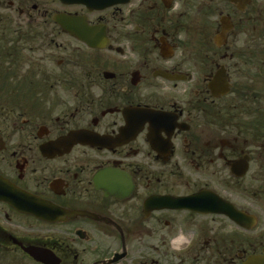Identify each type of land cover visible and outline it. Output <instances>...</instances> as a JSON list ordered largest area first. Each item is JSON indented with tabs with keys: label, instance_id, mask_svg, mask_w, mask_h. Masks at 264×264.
Here are the masks:
<instances>
[{
	"label": "flooded vegetation",
	"instance_id": "flooded-vegetation-1",
	"mask_svg": "<svg viewBox=\"0 0 264 264\" xmlns=\"http://www.w3.org/2000/svg\"><path fill=\"white\" fill-rule=\"evenodd\" d=\"M0 9V264H264V0Z\"/></svg>",
	"mask_w": 264,
	"mask_h": 264
},
{
	"label": "water",
	"instance_id": "water-1",
	"mask_svg": "<svg viewBox=\"0 0 264 264\" xmlns=\"http://www.w3.org/2000/svg\"><path fill=\"white\" fill-rule=\"evenodd\" d=\"M64 2H70V3H85L86 5H88L89 7H104L107 5H111L113 3L122 1V0H62ZM78 19L76 17H70L67 19H63L60 20L59 19V23L64 25L70 23V25L73 22H77ZM68 27V26H67ZM96 29L95 28H87L84 27V29L81 30V33H96Z\"/></svg>",
	"mask_w": 264,
	"mask_h": 264
},
{
	"label": "trees",
	"instance_id": "trees-1",
	"mask_svg": "<svg viewBox=\"0 0 264 264\" xmlns=\"http://www.w3.org/2000/svg\"><path fill=\"white\" fill-rule=\"evenodd\" d=\"M4 30H6V32H7V33H10V32H12V30H11V29H9V27H8V28H5Z\"/></svg>",
	"mask_w": 264,
	"mask_h": 264
},
{
	"label": "rangeland",
	"instance_id": "rangeland-1",
	"mask_svg": "<svg viewBox=\"0 0 264 264\" xmlns=\"http://www.w3.org/2000/svg\"><path fill=\"white\" fill-rule=\"evenodd\" d=\"M0 12H2V10L0 9Z\"/></svg>",
	"mask_w": 264,
	"mask_h": 264
}]
</instances>
